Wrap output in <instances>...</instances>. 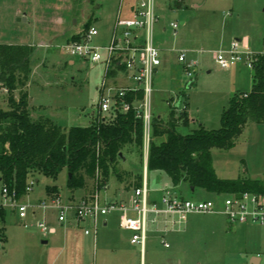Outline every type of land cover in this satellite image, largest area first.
I'll use <instances>...</instances> for the list:
<instances>
[{"label":"rangeland","instance_id":"374dc122","mask_svg":"<svg viewBox=\"0 0 264 264\" xmlns=\"http://www.w3.org/2000/svg\"><path fill=\"white\" fill-rule=\"evenodd\" d=\"M140 1L0 0V42L26 46L32 55L38 48L37 55L30 59L27 92L31 104L41 107L37 111L41 118L69 128L85 127L99 116L96 89L103 68L68 56L62 45L73 35L85 31L88 24L99 31L94 43H105L110 20L118 8L121 7L125 15L130 5ZM155 4L159 20L157 18L152 33L154 44L163 50L192 49L185 55L186 61L194 60L197 66L191 70L196 81L188 90L186 85L190 81L173 61L172 54L170 64L164 65L153 77L151 106L154 114L165 119L169 110H173L175 130L181 135H187L199 126L206 130L219 129L221 112L231 97L250 91L252 70L239 64L228 69V73L214 62V53L226 51L236 40L240 41L239 48L246 47L250 51L262 48L255 54L264 55V0H184V3L183 0H155ZM168 4L172 10L181 8L171 13L167 11ZM195 5L200 7L194 8ZM183 20L185 25H180L176 33L170 30L161 33V28ZM18 92H13L15 99ZM7 97V90L0 88V106L6 107ZM179 102L176 110L174 105ZM183 109L188 121L179 119L185 114ZM114 118L113 114L106 116L107 121ZM212 161L219 178L264 181V124L250 123L235 147L228 151L214 150ZM143 163L144 152L140 154L134 150L125 154V161L118 162L115 170L118 174L124 171L139 176ZM148 181L151 188L168 186L165 174L159 171H148ZM31 182L32 190L19 203L32 207L44 199L47 187H54L56 191L49 196L58 195L64 202L69 199L79 201V197H90L100 189L96 181L89 180L85 190H77L71 195L66 188L65 172L55 180L36 174L28 184ZM107 183V187L104 185L106 189L99 191L101 204L106 198H112L115 192L123 196L128 187L126 180L118 182L112 174ZM177 189H180L178 195L185 199L204 201L211 197L204 190L191 192L187 185ZM0 205L5 209L4 230L0 224V238L6 236V242H0V264H140V248L129 244L130 233L119 229L116 212L99 218L94 241L92 234L85 236L82 233L83 229L57 225L55 216L50 213L46 218L54 227L46 233L35 227L42 219L39 212L34 217L28 215L26 220H20L15 209L5 200L1 183ZM105 220L107 225L103 227ZM24 224L28 227L25 228ZM83 226L88 228L90 223ZM260 228L255 224H231L219 213L192 214L183 230L166 236L170 248L163 249L153 227L149 226L144 264H249V258L245 256V250L252 249L249 243L264 247V231ZM72 237L74 241L71 243ZM44 240L48 243L42 244ZM261 258V264H264V254Z\"/></svg>","mask_w":264,"mask_h":264},{"label":"trees","instance_id":"16d2710c","mask_svg":"<svg viewBox=\"0 0 264 264\" xmlns=\"http://www.w3.org/2000/svg\"><path fill=\"white\" fill-rule=\"evenodd\" d=\"M91 24L85 27L87 30ZM73 35L71 40H78ZM31 50L26 46L0 43V88L6 89V107L0 106V183L20 200L34 175L56 179L66 174L70 193L86 189L89 180L100 189L112 175L124 153L136 150L142 154V122L133 111L117 113L112 121L100 115L85 127L69 128L49 119L30 115L26 86L30 72ZM249 92L231 97L220 115V128L202 126L187 135L176 130L174 111L169 118L152 119L147 170L164 173L172 186L181 183L189 189L204 190L217 196L234 193H264V183L238 177L219 178L213 168L212 151H228L250 124H264V55L256 57ZM192 84V82H191ZM19 90L15 99L13 92ZM245 95V96H244ZM180 120L186 119L183 114ZM164 138L160 142L156 140ZM137 178L134 187L141 185ZM46 194L56 193L47 187ZM5 209L0 205V224L4 230ZM1 243L6 242L3 235Z\"/></svg>","mask_w":264,"mask_h":264},{"label":"built area","instance_id":"2783aa9c","mask_svg":"<svg viewBox=\"0 0 264 264\" xmlns=\"http://www.w3.org/2000/svg\"><path fill=\"white\" fill-rule=\"evenodd\" d=\"M156 22L155 0H141L132 9L130 17H122L119 12L105 43H94L99 31L90 26L76 34L78 40H70L62 45L68 56L103 68L96 102L100 117L105 120L106 116H115L118 112L133 111L142 122L144 145L150 140L153 119V76L161 65L160 52L152 37ZM170 28L175 31L178 23H170ZM239 43L234 40L226 51L214 53V62L220 69L228 70L244 64L253 70L257 55L246 47L239 48ZM177 60L184 65L185 77L191 82L194 78L191 70L196 68L197 62H187L184 54H179ZM32 184L26 185V193L32 190ZM150 193L144 178L139 187L132 189L127 202L101 204L99 192L96 191L79 201L64 202L58 195L48 196L32 207L19 203L14 192L10 193L2 187L5 200L15 209L20 220H26L28 215L34 217L36 212L42 213V219L35 226L42 233L54 227L47 221V213L55 216V223L59 226L74 225L83 228L84 235L95 236L99 218L117 212L120 228L130 233L129 242L140 248L141 255L144 254L149 226L162 233L181 231L192 214L220 213L231 224H255L264 228V193L220 195V206L212 200L185 199L170 189L163 190L158 200L151 199ZM238 194L240 198L236 197ZM86 222L90 223V227L84 228ZM24 227L28 226L24 224ZM161 243L165 248L169 247L163 239Z\"/></svg>","mask_w":264,"mask_h":264},{"label":"crops","instance_id":"0c3cea01","mask_svg":"<svg viewBox=\"0 0 264 264\" xmlns=\"http://www.w3.org/2000/svg\"><path fill=\"white\" fill-rule=\"evenodd\" d=\"M171 1H173V0H171ZM183 3H184V0H183ZM137 5V3H134V4H132V5H130L127 9H126V12H125V15H124V13H122V8L121 7H119L118 8V10H117V12L113 15V17H112V19L110 20V29H109V32L108 33H110V30H111V28H112V26H113V24H114V21H115V19H116V17H117V15L119 14V12H120V15L122 16V17H130L131 16V13H132V9L133 8H135V6ZM183 6V5H182ZM157 7H158V5H157ZM200 6L199 5H195V7L194 8H199ZM180 8H181V6H180ZM180 8H177V9H175V10H172V9H170L169 8V4L167 5V11H169V12H171V13H173V12H175V11H178V10H180ZM156 9H158V8H156V4H155V13H156ZM157 18H158V20H159V17L157 16ZM176 22V21H175ZM158 23V22H157ZM184 26L185 25V21L183 20V21H181L180 23H178V28H179V26ZM177 28V29H178ZM177 29L175 30V31H173L171 28H170V24H169V26H168V28H165V27H163V28H161V33H165L167 30H170V31H173V32H175L176 33V31H177ZM109 35V34H108ZM0 43H2V42H0ZM8 44V43H7ZM26 45L27 46H32V44L31 43H26ZM158 49H159V52H160V58H161V65H160V67L156 70V72H155V74L154 75H157L160 71H161V69L163 68V66L164 65H168V64H170V62L172 61L171 60V57H172V54L174 55V58H173V61H176L177 62V65H178V67H180L183 71L185 70V67H184V65L182 64V63H179L178 62V60H177V58H178V55L179 54H184V55H186V54H188L189 52H192L193 50L192 49H189V48H187V47H183V48H172V49H169V50H163V49H161L160 47H158L157 45H155ZM40 47H42V46H39V48ZM38 49V48H37ZM37 49H35V51H34V55H32V57L33 56H36L37 55V53H38V50ZM260 50H262V48L261 49H259V50H253V52H259ZM200 54H201V51L199 52ZM187 56V55H186ZM186 56H185V58H186ZM31 57V58H32ZM194 61V60H193ZM70 63L71 64H73L74 65V61L73 60H70ZM238 66V65H237ZM237 66H234V67H237ZM234 67H232V68H234ZM231 68V69H232ZM230 70V69H229ZM229 70H228V73H230L229 72ZM33 73H34V70H33ZM32 73V74H33ZM184 73H185V71H184ZM154 77V76H153ZM195 81H196V78H193V80L191 81L192 82V84H190V88H187L188 87V85H186V88L188 89V90H191L192 88H193V86H194V83H195ZM121 83V82H120ZM124 84H127L126 82H124ZM28 86V85H27ZM27 86H26V91H27ZM251 86H252V78H251ZM97 90V89H96ZM28 93V92H27ZM172 103H174L173 101H171ZM28 103H29V109H30V115L34 118V119H37V118H40V114L39 113H37V111L39 112L40 111V109H41V107H36V106H34V105H32L31 104V98L29 97V94H28ZM1 104V103H0ZM169 106H171V104H168ZM187 105V104H186ZM175 106H176V104L174 105V108H175ZM3 107V106H2ZM176 110L178 109V108H175ZM183 110H185V109H183ZM170 111V110H169ZM152 115H153V118H155V117H159V118H162V117H160V116H156L155 114H154V111H153V108H152ZM185 115H186V110H185ZM169 118V113H168V116H167V118H165L164 120H167ZM186 118H187V115H186ZM163 119V118H162ZM92 121V120H91ZM91 121H89V123L91 122ZM104 121V120H103ZM188 121V120H187ZM182 122V121H181ZM88 126V125H87ZM164 138H161V139H158L159 140V142L160 141H162ZM148 148H149V142H148V144L147 145H144V143H143V149H142V152H144V163H143V171H142V174L141 175H139V176H134V175H132V174H130V173H126V172H124V171H122V173L120 174V177L118 178L117 176H115L114 175V177H115V179L118 181V182H121V181H123V180H126V183H127V185H128V187L126 186V188H125V192L123 193L124 195L123 196H120V195H118L117 194V192H115L114 193V196L112 197V198H106V200H104L103 202H116V203H122V202H127L128 201V199H129V197L131 196V194H132V189L134 188V182H135V180L138 178H141V182H142V180L145 178V181H146V184H147V187H148V189L150 190V198L151 199H155V200H158L159 198H160V195L162 194V192H163V190H165V189H170L173 193H175L176 195H178V191L180 190V189H177L178 188V186H184V185H187V184H185V183H181L180 185H178V186H172V184L170 183V181H169V179H168V177L166 176V183L168 184V186L167 185H164V186H162V187H158V186H154V187H150L149 186V181H148V170H147V157H148ZM132 151H134V149L133 150H131L130 152H132ZM136 151V150H135ZM214 151V150H213ZM212 151V152H213ZM218 151V150H217ZM129 153V152H128ZM127 152L126 153H124V155H123V157H122V159L119 161V163H121V162H124L125 161V154H128ZM214 168V167H213ZM214 171H215V173H216V170L214 169ZM122 175H123V180H120V178L122 177ZM216 175H217V173H216ZM218 176V175H217ZM222 179H224V178H222ZM249 179H251V178H249ZM251 180H255V179H251ZM260 181H262V180H260ZM35 182H37V180L35 181ZM140 182V183H141ZM263 183H264V181H262ZM107 185H108V183L106 184V187H107ZM106 187H103V188H101V189H106ZM187 187H188V185H187ZM101 189H99L98 190V192L101 190ZM188 189H189V187H188ZM85 190V189H84ZM190 190V189H189ZM200 190V189H199ZM191 192H194V191H192V190H190ZM72 194H74V193H72ZM71 194V195H72ZM211 194V193H210ZM49 195H47L46 194V191H45V197L44 198H46V197H48ZM179 196H181V195H179ZM222 197H220V196H217V195H214V194H211V197L209 198V199H207V200H212V201H215L216 202V204H217V206H220V204H219V202H220V199H221ZM81 199V197H79V200ZM70 200V199H69ZM72 201H75L74 199L72 200ZM40 213V212H39ZM115 213V212H114ZM117 213V212H116ZM41 214V217H43V215H42V213H40ZM118 214V213H117ZM220 214V213H219ZM222 215V214H221ZM117 218H118V226H119V229L121 230V231H123V232H126V233H129L128 231H125V230H123L122 228H120V223H119V214H118V216H117ZM47 219V218H46ZM48 221V220H47ZM49 222V221H48ZM103 227H106V225H107V221L105 220V221H103ZM240 225H246V226H250L251 224H240ZM69 226H72V227H74V228H77L78 230L79 229H83V228H78V227H75L74 225H69ZM184 229V228H183ZM182 229V230H183ZM260 229H262V231H264V228H260ZM155 234H157V236H158V239L160 240V244L162 245V243H161V240L163 239L165 242H166V236L169 234V233H174L175 231H170V232H166V233H162V232H160V230H156L155 228H153V230H152ZM82 233H83V231H82ZM96 234H97V228H96ZM85 236H89V235H85ZM96 236V235H95ZM95 236H93V240L95 241ZM6 237V236H5ZM71 243L74 241V238L72 237L71 239ZM129 240H130V237H129ZM42 244H47L48 243V241L47 240H44V241H42L41 242ZM129 244H130V242H129ZM73 245H75L74 243H73ZM131 245V244H130ZM146 245V244H145ZM249 245H250V247L249 248H252V249H248L247 248V250H245V256H247L248 258H249V264H250V260H251V258H253V257H258L259 258V262H258V264H261V262H262V256H263V252H264V247H260V246H257L256 244H253L252 242L251 243H249ZM131 246H134V245H131ZM162 247H163V249H169L170 247H168V248H165L163 245H162ZM144 250H145V248H144ZM78 255V254H77ZM144 254L143 255H141V253H140V264H144Z\"/></svg>","mask_w":264,"mask_h":264},{"label":"water","instance_id":"95a60500","mask_svg":"<svg viewBox=\"0 0 264 264\" xmlns=\"http://www.w3.org/2000/svg\"><path fill=\"white\" fill-rule=\"evenodd\" d=\"M19 19H17V21H18ZM22 21H25L24 19L22 20ZM190 84H191V82H189L187 85H188V87L187 88H190ZM178 106H179V103H177L176 104V106H175V108H178ZM236 197L237 198H240L241 197V195H236ZM258 262H259V258L258 257H253V258H251V260H250V264H258Z\"/></svg>","mask_w":264,"mask_h":264}]
</instances>
